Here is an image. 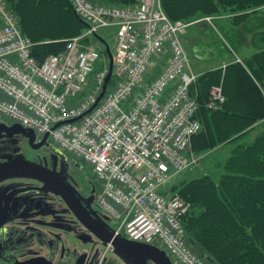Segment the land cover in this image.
Segmentation results:
<instances>
[{
	"label": "built area",
	"instance_id": "obj_1",
	"mask_svg": "<svg viewBox=\"0 0 264 264\" xmlns=\"http://www.w3.org/2000/svg\"><path fill=\"white\" fill-rule=\"evenodd\" d=\"M68 1L87 29L40 61L17 14L0 0V116L32 131L36 142L52 137L53 147L92 167L101 183L95 203L117 222L116 237L159 247L175 264H208L183 223L192 205L172 191L199 162L191 152L202 130L191 91L199 74L181 41L191 23L172 21L162 0ZM102 29L116 30L109 81L106 46L86 41ZM224 100L214 87L209 107ZM112 251L109 244L102 257Z\"/></svg>",
	"mask_w": 264,
	"mask_h": 264
},
{
	"label": "trees",
	"instance_id": "obj_2",
	"mask_svg": "<svg viewBox=\"0 0 264 264\" xmlns=\"http://www.w3.org/2000/svg\"><path fill=\"white\" fill-rule=\"evenodd\" d=\"M5 1L40 61L63 52L69 39L87 29L68 0ZM92 1L133 6L139 0ZM162 5L172 21L194 23L224 11L237 24L263 8L264 0H162ZM217 86L225 100L210 108ZM191 91L202 124L192 141L193 152L204 156L226 148L228 156L215 163L225 172L219 179L207 172L173 186L192 205L183 221L190 242L211 264H264V48L241 62L200 74Z\"/></svg>",
	"mask_w": 264,
	"mask_h": 264
},
{
	"label": "flooded vegetation",
	"instance_id": "obj_3",
	"mask_svg": "<svg viewBox=\"0 0 264 264\" xmlns=\"http://www.w3.org/2000/svg\"><path fill=\"white\" fill-rule=\"evenodd\" d=\"M9 129L0 123V164L14 162L20 165L0 172V264H13L39 256L53 264H119L114 258L102 257L104 251L99 249L102 246L99 241L92 249H81L75 245L74 250L67 245V240L54 235L55 232L78 233L85 234L78 239L80 242L83 239L91 242L92 239V233L77 219L65 200L36 173L38 170L46 171L54 182L59 180L75 192L73 184L54 167L56 162L39 155L45 144L38 147L29 141L27 147L25 144L19 147L12 143L15 134ZM41 229L53 238L45 242ZM27 241L32 244L26 246ZM38 243H46L51 254L38 252ZM53 254L61 259H52Z\"/></svg>",
	"mask_w": 264,
	"mask_h": 264
},
{
	"label": "rangeland",
	"instance_id": "obj_4",
	"mask_svg": "<svg viewBox=\"0 0 264 264\" xmlns=\"http://www.w3.org/2000/svg\"><path fill=\"white\" fill-rule=\"evenodd\" d=\"M208 18L212 19V23L207 21ZM237 21L239 20H236L233 14L222 11L218 15H208L190 24L186 33L182 36L181 41L190 57L193 69L196 73L206 71L216 65H222L224 62L233 59L236 55L240 56L243 60L245 57H250L264 48V7L258 9L256 13H251L247 18L235 24ZM115 31V29L100 30V34L105 37L108 48L112 53L115 46L113 41V34ZM92 44L105 50V46L96 38L95 41H92ZM209 50L214 53L211 59L207 58L206 52ZM235 59L238 60V57H235ZM138 94L139 90L137 89L133 93V98ZM132 102L133 99H129L126 104H131ZM0 123L7 127L14 126L12 121L1 116ZM13 138L12 143L19 147L25 144L24 147H27L26 143L30 140V134L18 132ZM52 144L53 138L50 137V142L48 141L45 143L43 152L39 155L41 157H48L53 163L56 162L57 166L54 167L62 176L73 184L75 187V195L86 206L90 214H92L103 226L112 229V225H117V222L112 223L111 221H107L95 203V195L100 191L101 183L97 181L92 167L83 160L77 159L71 155L66 156L65 152L53 147ZM227 156L228 149L226 148L225 150H216L206 153L204 156L199 155L198 157L200 159L198 165L179 176L174 186L180 185L185 180L202 177L207 174V172H211L215 178L219 179L225 172L222 167H215V163L221 162L223 159L225 160ZM41 231L44 234L45 242L53 238L45 229H41ZM54 235H60L62 239L67 240V245L74 250L75 245L81 249L84 247L92 249V246L94 247L97 241H101L93 234H90L92 238L91 242H87V240L84 239L83 241L81 240V242L78 240L80 238L82 239L85 234L79 235L78 233L66 234L64 232H55ZM55 240L53 239L54 242H56ZM30 243L31 242L28 243L27 241L26 246H30ZM83 244L87 245L84 246ZM192 247L195 253L201 257L199 247L194 244H192ZM73 249H71V252H75ZM99 249L105 251L106 247L103 245L99 247ZM37 251H45L51 254V252L47 250L46 243L43 245L38 243ZM107 256L109 258H114L119 264H160L143 253L130 252L122 248H117L114 254L108 252ZM51 258L55 260H57V258L61 259V257H57L55 254L51 255ZM203 259L209 263L206 258ZM5 261L6 260L3 262Z\"/></svg>",
	"mask_w": 264,
	"mask_h": 264
},
{
	"label": "water",
	"instance_id": "obj_5",
	"mask_svg": "<svg viewBox=\"0 0 264 264\" xmlns=\"http://www.w3.org/2000/svg\"><path fill=\"white\" fill-rule=\"evenodd\" d=\"M102 42L106 46V52L110 59V73L107 79V81H109L112 75V71H113V54L109 50L107 43L104 41ZM9 130L13 131L14 134H17L19 131L30 134L29 141L36 143L38 147H42L48 139V135H46L45 138L41 142H36L35 134L32 131L24 129L19 125H14L13 127H10ZM19 165H20L19 163H14V162L0 164V172L5 171L10 168H16ZM35 171L36 170H34V172ZM36 173L41 175L44 179H46L51 184V186L59 193V195L65 200L66 204H68V206L74 212L77 219L94 236L98 237L101 240L100 244L102 246L103 245L108 246L109 244H111L113 247V253L116 252L117 248H122L130 252L143 253L151 257L153 260L159 262L160 264H173V262L171 261L167 253L164 250H161L159 247L137 243V242H132L122 237H116L114 234V229L113 228L109 229L103 226L101 223H99L92 216V214H90L86 206L79 200V198L75 195V193L72 192L69 188L65 187V185L61 181L57 180V182H54L50 177L47 176V174L49 173L46 171L42 172L38 170L36 171ZM104 218L107 221H111V219L106 216H104ZM13 264H53V263L47 260L45 257L39 256V257L31 258L25 261H16Z\"/></svg>",
	"mask_w": 264,
	"mask_h": 264
},
{
	"label": "crops",
	"instance_id": "obj_6",
	"mask_svg": "<svg viewBox=\"0 0 264 264\" xmlns=\"http://www.w3.org/2000/svg\"><path fill=\"white\" fill-rule=\"evenodd\" d=\"M1 23V22H0ZM110 30H112V29H110ZM101 36H102V38H104L105 39V37L102 35V34H100ZM114 35V34H113ZM207 53V58L208 59H211L212 58V56H213V52L212 51H208V52H206ZM235 57H238V59H239V57L240 56H238V55H236ZM235 57L233 58V59H231L230 61H227V62H224L222 65H216V66H214V67H212L211 69H208V70H206V71H203V72H200V73H198L199 75L200 74H203V73H205V72H207V71H210V70H214V69H219V68H222V67H224L225 65H227V64H229V63H232V62H234L235 60H237V59H235ZM240 59H241V57H240ZM192 153H193V155L194 156H196V157H198V155H196L194 152H193V150H192ZM199 158V157H198ZM200 159V158H199Z\"/></svg>",
	"mask_w": 264,
	"mask_h": 264
}]
</instances>
